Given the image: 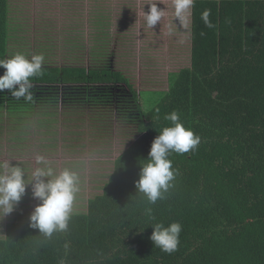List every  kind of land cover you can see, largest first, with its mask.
<instances>
[{
	"label": "trees",
	"instance_id": "16d2710c",
	"mask_svg": "<svg viewBox=\"0 0 264 264\" xmlns=\"http://www.w3.org/2000/svg\"><path fill=\"white\" fill-rule=\"evenodd\" d=\"M96 2L87 36L83 27L64 25L52 37L53 24L32 44L11 14L25 3L0 0V59L45 57L43 74L32 78V102L0 92V139L19 144L32 129L55 127L60 113L92 118L98 143L115 121L128 140L101 191L73 210L66 233L45 240L26 211L10 218L0 264H264V0H194L189 65L168 74L167 89L148 108L142 92L156 89H137L128 51L118 52L125 22L113 32ZM205 10L215 27L204 24ZM174 110L202 140L194 152L171 155L175 187L149 205L135 183L154 138L171 124L164 115ZM175 221L183 230L168 254L154 246L150 224Z\"/></svg>",
	"mask_w": 264,
	"mask_h": 264
},
{
	"label": "rangeland",
	"instance_id": "374dc122",
	"mask_svg": "<svg viewBox=\"0 0 264 264\" xmlns=\"http://www.w3.org/2000/svg\"><path fill=\"white\" fill-rule=\"evenodd\" d=\"M24 1V0H21ZM97 1V2H96ZM96 5L106 9L113 23L112 30H117V24L124 21L125 38L118 44V52L128 51L126 61L129 65L137 89L144 90V107H151L161 96L162 89H167L168 74L189 65L190 58V13L189 9L184 21H178L175 16L174 0H95ZM94 0H26L22 13H16L20 23L27 26L32 44L42 35L41 29L55 24L51 36L61 37L64 25L83 27L86 36L89 30V18L95 4ZM99 3V4H98ZM150 3H157L164 9V16L153 28L146 23V13ZM45 34V33H44ZM119 53V54H120ZM130 57V58H129ZM61 60V55L55 57ZM118 59V58H117ZM124 57H120L119 61ZM125 63L127 64V62ZM129 62V61H128ZM121 67V64H120ZM119 67V68H120ZM55 127H42L38 131L32 129L26 140L20 143L10 140L7 135L0 139V165L5 161L12 166L24 167L31 177L32 171L38 167L36 156L42 155L50 161L52 167L62 171L70 167L77 171L81 179V191L77 196L74 209L84 208L89 197L101 191L102 178L112 170L114 159L125 149L128 140L122 134L120 125L111 123L112 132L106 134V142L94 137L95 127L92 118L85 115L73 119L58 114ZM93 122V123H92ZM102 147H101V146ZM4 169L0 167V174ZM27 178V174H25ZM25 199V200H24ZM39 203L32 197L31 185L16 209L9 215H0V234L4 232L6 222L24 211L30 216Z\"/></svg>",
	"mask_w": 264,
	"mask_h": 264
},
{
	"label": "clouds",
	"instance_id": "9594fccd",
	"mask_svg": "<svg viewBox=\"0 0 264 264\" xmlns=\"http://www.w3.org/2000/svg\"><path fill=\"white\" fill-rule=\"evenodd\" d=\"M194 0H174L175 16L178 21H184ZM165 12L157 3H150L146 13V23L153 28L161 22ZM210 10L202 13V20L208 28L215 25L210 21ZM203 35V33H202ZM45 57L43 54L32 55L28 58L22 53H16L11 58L0 59V92L9 90L15 100L32 102L34 100L33 77L43 74ZM164 120L170 121L153 140L148 158L143 159L139 179L135 183L137 193L146 198L149 205H155L158 200L166 198V194L175 187L179 170L173 167L170 159L173 153L183 155L194 152L201 143V136L191 128L186 127L177 111L164 115ZM36 167L29 178L24 167L12 166L5 161L0 167V215L11 214L26 194L31 185L32 197L39 201L29 217V227L39 230V235L45 240H51L54 234L66 233L69 229L77 195L81 191V179L77 171L65 167L57 172L50 161L42 155L36 156ZM27 174V178H25ZM145 214L155 219L152 208L148 207ZM153 232L150 236L154 246L161 251L172 254L178 250L180 234L183 226L175 221L167 226L163 222L150 224ZM65 248L68 245L65 244ZM60 264H64L61 260Z\"/></svg>",
	"mask_w": 264,
	"mask_h": 264
},
{
	"label": "crops",
	"instance_id": "0c3cea01",
	"mask_svg": "<svg viewBox=\"0 0 264 264\" xmlns=\"http://www.w3.org/2000/svg\"><path fill=\"white\" fill-rule=\"evenodd\" d=\"M25 1H26V0H24V1H21V0H12L13 3L16 2L17 6L20 4V5H21V8H22V6H23V5H22L23 2H25ZM15 9H16V8H15ZM17 9H18V10H15V11L12 9V10H11V14L14 15V14H16V12H17V13H22V9H23V8L20 9V8L17 7ZM19 9H20L21 11H20ZM24 9H25V8H24ZM14 12H15V13H14ZM14 16H16V15H14ZM15 24H16V26H15V30H17V28H19V23H18V24L15 23ZM17 31H18V30H17Z\"/></svg>",
	"mask_w": 264,
	"mask_h": 264
}]
</instances>
